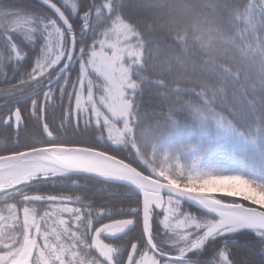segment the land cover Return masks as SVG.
Here are the masks:
<instances>
[{"label":"snow or ice","instance_id":"1","mask_svg":"<svg viewBox=\"0 0 264 264\" xmlns=\"http://www.w3.org/2000/svg\"><path fill=\"white\" fill-rule=\"evenodd\" d=\"M0 264H264V0H0Z\"/></svg>","mask_w":264,"mask_h":264}]
</instances>
